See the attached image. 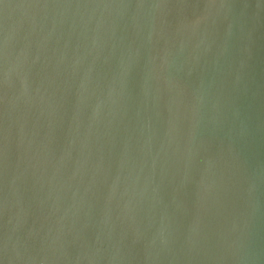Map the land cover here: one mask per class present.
Wrapping results in <instances>:
<instances>
[{
  "label": "water",
  "instance_id": "water-1",
  "mask_svg": "<svg viewBox=\"0 0 264 264\" xmlns=\"http://www.w3.org/2000/svg\"><path fill=\"white\" fill-rule=\"evenodd\" d=\"M0 264H264V0H0Z\"/></svg>",
  "mask_w": 264,
  "mask_h": 264
}]
</instances>
